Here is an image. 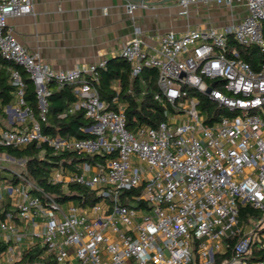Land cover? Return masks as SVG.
Instances as JSON below:
<instances>
[{
  "label": "built area",
  "instance_id": "2783aa9c",
  "mask_svg": "<svg viewBox=\"0 0 264 264\" xmlns=\"http://www.w3.org/2000/svg\"><path fill=\"white\" fill-rule=\"evenodd\" d=\"M33 1L0 0V54L26 72L38 107L35 114L25 105L24 77L10 68L14 111L25 124L0 129V145L46 143L96 157L60 164L49 179L64 188L81 184L99 200L60 204L26 171L0 181V263L37 248L42 260L32 264H264V62L254 69L240 53L252 45L264 50V0H176L178 16L217 7L230 12L228 22L154 33L149 41L135 27L118 55L131 76L158 71L152 91L166 120L131 127L118 88L116 109L100 98L98 69L106 59L56 70L13 37L7 18L32 13ZM147 4L128 1L126 11ZM51 82L73 86L76 100L60 116L82 110L88 136L42 131ZM199 95L221 109L209 122ZM245 206L256 214L240 219Z\"/></svg>",
  "mask_w": 264,
  "mask_h": 264
},
{
  "label": "trees",
  "instance_id": "16d2710c",
  "mask_svg": "<svg viewBox=\"0 0 264 264\" xmlns=\"http://www.w3.org/2000/svg\"><path fill=\"white\" fill-rule=\"evenodd\" d=\"M264 38V26H263ZM241 56L248 61L254 69H257L264 62V50L252 45L246 48H240ZM10 68L18 69L24 77V100L25 105L31 107L34 113H38L34 86L27 76L26 72L19 65L4 58L0 54V115L6 117L4 108L12 105L16 99V88L10 80ZM99 84L97 89L101 100H104L109 108L116 109L113 97L116 95V85L119 89L118 101L126 104L125 114L128 126L134 124H148L155 126L161 121L166 120L165 107L154 97L155 80L158 71L155 68H147L137 76H131L129 64L119 56L106 59V67L98 69ZM145 87L151 88V91L142 94ZM49 94L46 96L47 102V121L42 125V131L50 135H59L64 138L86 137L88 136L82 130L89 122L82 110L75 111L61 117L60 114L76 100L73 93V86L66 84L57 88L54 83L47 85ZM200 109L208 114L207 121L212 120L211 113H220V108L213 101H210L204 95H199ZM170 110L173 111L171 107ZM216 116V115H214ZM1 125V124H0ZM5 153L14 159H25V171L30 179L41 189V191L52 196L58 203L65 204L73 201L77 205H91L99 200L95 191L86 188L78 183H70L65 188L61 183L50 181V172L60 164L71 166L74 163L83 160H94L96 157H90L77 152H55L54 149L46 143H31L23 148L7 147L0 145V154ZM16 174L4 164L0 163V181H15ZM37 191V190H36ZM125 192H131L126 190ZM44 199V197H43ZM7 209L8 203L3 206ZM247 213L256 214V211L249 206L240 208V219H244ZM3 213L0 211V217ZM5 245L0 244V251L5 249ZM40 249H32L17 259L12 264H32L37 260H42L39 256ZM263 255V253H262ZM261 255V256H262ZM2 264V263H0Z\"/></svg>",
  "mask_w": 264,
  "mask_h": 264
},
{
  "label": "crops",
  "instance_id": "0c3cea01",
  "mask_svg": "<svg viewBox=\"0 0 264 264\" xmlns=\"http://www.w3.org/2000/svg\"><path fill=\"white\" fill-rule=\"evenodd\" d=\"M128 1L137 0H34L32 13L10 16L7 24L20 44L39 54L42 64L59 70L119 56L135 27L149 41L151 34L168 30L182 33L188 28L220 27L230 13L225 8L193 6L187 17H181L176 0H170L139 5L129 15ZM4 112L0 129L25 124L14 104Z\"/></svg>",
  "mask_w": 264,
  "mask_h": 264
},
{
  "label": "rangeland",
  "instance_id": "374dc122",
  "mask_svg": "<svg viewBox=\"0 0 264 264\" xmlns=\"http://www.w3.org/2000/svg\"><path fill=\"white\" fill-rule=\"evenodd\" d=\"M25 159H14L7 154L2 153L0 154V163L4 164L10 170L14 171L15 173H20L25 171Z\"/></svg>",
  "mask_w": 264,
  "mask_h": 264
},
{
  "label": "water",
  "instance_id": "95a60500",
  "mask_svg": "<svg viewBox=\"0 0 264 264\" xmlns=\"http://www.w3.org/2000/svg\"><path fill=\"white\" fill-rule=\"evenodd\" d=\"M168 1H170V0H139V2H144V3H165ZM7 156H9V155L7 154ZM9 157H11V156H9ZM11 158H13V157H11Z\"/></svg>",
  "mask_w": 264,
  "mask_h": 264
}]
</instances>
